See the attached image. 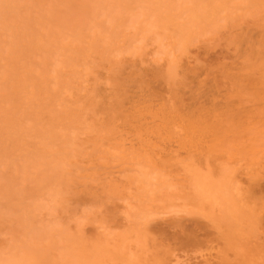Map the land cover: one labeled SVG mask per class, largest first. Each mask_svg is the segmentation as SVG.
<instances>
[{
    "label": "rangeland",
    "instance_id": "1",
    "mask_svg": "<svg viewBox=\"0 0 264 264\" xmlns=\"http://www.w3.org/2000/svg\"><path fill=\"white\" fill-rule=\"evenodd\" d=\"M259 186L264 0H0V264H264Z\"/></svg>",
    "mask_w": 264,
    "mask_h": 264
},
{
    "label": "bare ground",
    "instance_id": "2",
    "mask_svg": "<svg viewBox=\"0 0 264 264\" xmlns=\"http://www.w3.org/2000/svg\"><path fill=\"white\" fill-rule=\"evenodd\" d=\"M192 70H193V69H192ZM190 71H191V70H190ZM190 73H191L192 75H191ZM187 75H188V74H187ZM189 75L193 76V75H194V74H193V71H192V72H189ZM189 75L187 76V77H188V78H187L188 81L186 80V81L188 82V84H187V82H186V84H184V85H185L186 87H188L189 90H190V89L192 90V88H190V87L192 86L191 84L193 83V81H195L194 79H195L198 75H197L195 78H193L194 76H193L192 78H189V77H191V76H189ZM238 77H242V78H243V76H238V75H237V76H236V78H237L236 80H237V81H238ZM249 77H250V76H249ZM249 77H246V78L244 77V78H243L244 80H243V79L241 80V84L245 83V84H243V87H246V88L248 87V88H250L252 84H253L252 87H254V86L256 87V84H255V83H257V84L259 85L258 81H255V80L253 81L252 77H250V78H249ZM233 78H235V76H234ZM196 79H197V78H196ZM222 79H223V78H222ZM245 79H248V80L251 79V80L253 81V83H252L251 80H250V82H251L252 84L250 83L251 85H249V82H248L247 80H245ZM254 79H255V78H254ZM225 80H226V79L224 78L223 81H225ZM236 80H235L236 83L234 84V87L237 86V88H238V87H240V86H239V85H240V80L238 81L239 83H237ZM197 81H198V80H197ZM242 81H244V82H242ZM194 84H195V82H194ZM236 84H237V85H236ZM238 84H239V85H238ZM247 84H248V85H247ZM190 85H191V86H190ZM225 86H226V83H225L224 87H225ZM231 86H232V88H234L233 85H231ZM241 87H242V86H241ZM235 88H236V87H235ZM184 89H187V88L184 87ZM196 91H197V90H196ZM196 91H191V92H192V93H196L197 99H198V101H200L199 99H201L204 95L202 96V94H201L202 97H200V95L197 94ZM192 93H191V94H192ZM213 93H214V92H213ZM216 93H217V92H216ZM181 94H182V92H181ZM214 94H215V93H214ZM192 95H193V94H192ZM192 95H191V96H192ZM194 95H195V94H194ZM194 95H193L192 97H194ZM198 95H199V96H198ZM191 96H190V98H192ZM196 96H195V97H196ZM195 97H194V98H195ZM198 97H200V98H198ZM230 97H231V96H230ZM210 98H211V97H210ZM212 98H215V97L212 96ZM212 98H211V99H212ZM231 98H232V97H231ZM216 99H217V97H216ZM216 99H215V100H216ZM191 100H192V99H191ZM195 100H196V98H195ZM195 100H193V101H195ZM215 100L212 99V100H208V101H209V102L212 101L211 103L213 104V101H214V103H216ZM181 101H182V99H181ZM176 102H179V101L177 100ZM176 102H175V103H176ZM182 102H183V101H182ZM175 103H174V105H173L172 110L166 109L170 114H169V113H167V114L164 113V111L167 112L166 110H164V111L162 112V110L159 109L158 111H159L160 114H159V113H155L154 116H153V118H152L153 120H154V119H157L156 122L159 120V121H161L162 123H164L163 125H166V127H164V126H163V127L165 128V131H167V133H166L163 129H162V130H163V132H165V135H168V136H169V133H172V131L168 133L169 129H171V128H168V127H169V126H173L172 128H175V127H177V125H178L177 123H180V122H182V121H184V122H182V124L184 123V124L186 125V127L189 125L187 128H185V125L183 124V125H184V126L182 127V129H183L182 131H184V132H182L183 135H184V136H185V135L188 136L189 134H191V137H192L193 139H197V138H194L195 136H197V137L199 138V134L197 135L196 131H197L198 133H199V130L204 131V130H202V129H203L202 127L205 128V132H206V134H207L206 136L204 135L205 137L208 136V132H210V131H211V136L214 137L217 133H218V134H220V133L223 134L224 128H225L226 131L228 130V128L232 129V128L234 127V126H232L233 123L230 124L231 122H228L229 120H228V121L225 120V121H227V122H225V121L223 120L224 118H228V117H229V118H231V121L236 120V122H234L235 124H238V121L241 120V119H244V121H246L247 119L250 120V118H251V117H248V118L245 120V118H242V117H241V115H242L243 113L247 114V116L250 115L249 113L244 112L243 110H242V111H243V112H242V111H240V109H238V108H240V107L242 106L241 103H240V104H236V103H234V104L238 105V107H237L236 105H231V106H233V107H231V106H229V104H228V106L224 108V109H227V111H220L219 109H217L218 106H217L216 104H215V105H212V107H211L212 109H210V110H207V109H203V108H202L201 110H198L197 112L192 111V107L189 106L190 108H189V107H188V108L186 107L188 110L185 109V110H187L186 113H184V111L177 110L179 107L177 108V104H175ZM180 103H181V102H180ZM211 103H210V104H211ZM238 103H239V102H238ZM182 104H183V103H182ZM230 104H232V103H230ZM239 105H241V106L239 107ZM182 106H183V108L185 107V105H182ZM182 106H181V107H182ZM181 107H180V109L184 110V109L181 108ZM170 108H171V107H170ZM233 108H234V109H233ZM175 109H176V110H175ZM221 110H223V109H221ZM160 111H161L162 113H161ZM170 111H171V112H170ZM179 111H181V112H179ZM161 114H162V115H161ZM251 115H252V114H251ZM209 117H210V118H209ZM219 117H220V118H219ZM213 118H216V119H214V120H216V121H214ZM217 118H218L219 120H218ZM221 118H223L222 120L225 122V125L228 124V125H231L232 127H231V126L228 127V125H227V127H226V126L223 124V123H224L223 121H222L221 125H220V124L218 125V124H217V121H218V123L221 122ZM209 119H211V121L213 120L214 122H216V123H215L216 125H218V126H220V127L222 126V128H220V127L218 128V126L216 127V129H217V128L220 129V130L217 129V131H218L217 133H214V132L216 131V130H215V126H216V125H214V124L212 123V125H213V126H212L211 123H207V122H206V121H209ZM175 120H177V121L180 120V121H179V122L176 121L177 123H175ZM249 120H248V121H249ZM159 121H158V122H159ZM154 122H155V120H154ZM161 122H160V123H161ZM165 122H166V123H165ZM169 122H170V123H169ZM172 122L175 123V125H172V124H173ZM185 122H187L188 125H187V123H185ZM209 122H210V121H209ZM162 123H161V124H162ZM153 124H154V123H153ZM167 124H168V125H167ZM170 124H171V125H170ZM207 124H208V125H211L213 128H212L211 126H208ZM235 124H234V125H235ZM241 124H244V122H243V123L241 122ZM157 125H158V124H154L153 127H155V126H157ZM200 125H201V126H200ZM205 125H206V127H205ZM223 125H224L225 127H224ZM238 125H239V124H238ZM238 125H237V126H238ZM159 126H161V125L159 124ZM167 126H168V127H167ZM174 126H175V127H174ZM207 126H208V127H207ZM239 126H240V125H239ZM200 127H201L202 129H201ZM209 127H210V128H209ZM223 127H224V128H223ZM157 128H158V127H157ZM161 128H162V126L160 127V129H161ZM166 128H167V129H166ZM199 128H200V129H199ZM206 128H209V129H206ZM211 128L214 129V131H213L214 134H212V130H211ZM226 128H227V129H226ZM175 129H176V128H175ZM180 129H181V128H180ZM206 130H207V131H206ZM208 130H210V131H208ZM159 131H161V130H159ZM201 131H200V134H201V135H200V138H202L203 133L205 134V132H202V133H201ZM221 131H222V132H221ZM226 131L224 132V134H226V135H227V133H228V134L231 133L230 130H228L227 133H226ZM229 131H230V133H229ZM195 133H196V135L193 136ZM161 135L163 136V134H161ZM170 135H172V134H170ZM173 135H174V134H173ZM175 135H176V134H175ZM177 135H181V134H177ZM209 135H210V133H209ZM220 135H221V134H220ZM204 136H203V137H204ZM223 136H225V135H223ZM225 137H227V136H225ZM208 138H211V137H208ZM259 187H260V186H259ZM255 188H257V190H258V189L260 190L261 188L264 189L263 187H260V188H258V187H254V188L252 189V194H253V192H254L253 190H254ZM259 190H258V192H259ZM260 191H262V190H260ZM262 192L264 193V191H262ZM260 193H261V192H260ZM261 194H262V193H261ZM261 194H260V195H261ZM253 195H256V194H253ZM262 196H264V195H262ZM254 197H255V196H254ZM251 198H252L253 200L256 199V198L254 199L253 197H251ZM260 198H261V197H260ZM260 198H259V199H260ZM262 198H263V199H262ZM262 198L259 200V203H260L261 200H264V197H262ZM256 200H257V199H256ZM257 201H258V200H257ZM262 202H263V203H262ZM260 204H261V206H260V211H259L258 209L256 210V207H254V209H255V211H257V213H259V215H258L259 217H258V218L261 219L260 221L257 219L258 224H260L259 228H262V229H263V225H264V224H263L262 219H263L264 217L262 218V216L260 215V212H263V213H264V201H261ZM262 204H263V206H262ZM262 208H263V210H261ZM258 211H259V212H258ZM252 217H253V216H252ZM260 222H261V223H260ZM261 224H262V225H261ZM261 226H262V227H261ZM259 231H260V230H259ZM260 232H261V234H262V233H264V230H263V232H262V230H261ZM262 236H264V234H262ZM191 237H192V236H191ZM192 238H193V239L191 240V238L189 237V238H187V240H188V241L190 240V241L192 242L193 240L195 241V240L197 239L196 236H195V238H194V237H192ZM259 239H260V240H258V242L260 241V243H261V239H262V238H259ZM263 239H264V238H263ZM197 241H198V240H197ZM191 242H190V243H191ZM195 242H196V241H195ZM195 242H194V243H195ZM262 242H263V241H262ZM192 243H193V242H192ZM258 244H259V243H258ZM258 244H257V242H256V246H257ZM260 247H261V245L259 244V245L257 246V248L259 249ZM262 247H263V248H261V250L263 251V250H264V246H263V244H262ZM255 248H256V247H255ZM258 251H259V250H258Z\"/></svg>",
    "mask_w": 264,
    "mask_h": 264
}]
</instances>
